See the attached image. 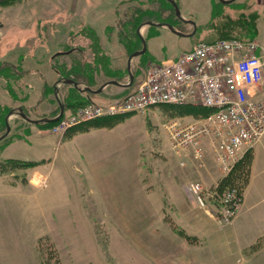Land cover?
<instances>
[{
	"label": "rangeland",
	"instance_id": "1",
	"mask_svg": "<svg viewBox=\"0 0 264 264\" xmlns=\"http://www.w3.org/2000/svg\"><path fill=\"white\" fill-rule=\"evenodd\" d=\"M129 1L0 2V57L4 59L6 55L7 60H14L20 54V59L25 58L23 63L28 64L26 56H32L31 53L49 56L72 46L86 50L83 57L86 61L90 59L88 42L78 34L83 25H88L100 35L101 38L97 37L101 50L116 63L112 66L124 68L120 83H128L126 54L118 46L114 28L116 14L123 16L138 7L137 1L147 2L151 10L158 9L157 0H133L134 3L127 4ZM211 1L214 3L212 23L220 24V29L201 31L199 25L210 17ZM176 4L181 17L197 26L195 44L207 41V36L224 37L222 31L227 20L244 19L252 14L249 19L254 24L255 40L264 48V0H235L230 4L218 0H176ZM179 28L184 33L192 30L186 23H181ZM158 30L156 36L145 39L146 51L156 60L140 55L131 61V87L109 86L98 95L104 96L102 102L89 104L109 105L134 92L149 66L177 57L190 48L194 38L178 37L167 29ZM147 31L148 26L142 27L141 35ZM228 32L230 36H241L247 30L236 27ZM69 34L74 42L69 41ZM61 40L64 45H58ZM100 40L108 52L103 50ZM257 54L262 51L258 50ZM73 56L78 58V52ZM10 75L13 76L8 86L16 97L10 109L14 110L29 94L30 89L25 87L27 80V84L34 82L32 77L19 78V72ZM106 80L109 78L100 74L93 89ZM38 81L35 79V83ZM4 82L0 77V104L4 102L8 106L12 102L1 91L5 89ZM260 88L264 89V68ZM59 89L63 98L64 87ZM41 97L38 102L29 98L25 102L28 108L21 107L23 112L35 120L58 115L59 105L52 93ZM258 97L259 91L255 98ZM75 109H65L61 117ZM199 118L171 107L156 106L146 114H131L117 121L55 132L56 123L34 125L13 113L8 119L9 133L0 140V264H174L177 257L185 264L186 246L193 244L187 228L191 231L200 227L203 216H207L204 210H208L217 226L226 229L237 214L246 187L242 189L234 217L226 224L220 221V196L229 187L237 189L239 184H235L237 187L227 184L214 198L203 195L198 200L189 194L187 174L184 177L182 169L188 164L196 166L192 157L194 147L186 153L178 151L172 146L169 131L172 126H183ZM4 131L5 128L0 135ZM208 138H203L198 147L204 153V162L210 159L214 176L218 178L209 187L212 188L227 176L217 169ZM205 139L212 152L204 145ZM10 161L36 164L26 166ZM105 170L110 173L105 174ZM181 175L182 188L178 181ZM182 190L186 197H180Z\"/></svg>",
	"mask_w": 264,
	"mask_h": 264
},
{
	"label": "built area",
	"instance_id": "2",
	"mask_svg": "<svg viewBox=\"0 0 264 264\" xmlns=\"http://www.w3.org/2000/svg\"><path fill=\"white\" fill-rule=\"evenodd\" d=\"M262 54H257V51ZM264 48L255 39H219L198 42L177 57L149 66L134 92L109 105L88 104L58 119L53 127L62 132L75 125L104 117L146 114L158 105H191L213 112L169 131L172 146L186 153L194 147L197 167L204 166V153L198 147L203 138L213 148L214 161L227 176L243 155L264 135V89H261ZM257 91L260 97H257ZM183 164V163H181ZM217 185L204 188L188 185V192L217 196ZM240 195L229 187L220 196L222 223L234 217Z\"/></svg>",
	"mask_w": 264,
	"mask_h": 264
},
{
	"label": "trees",
	"instance_id": "3",
	"mask_svg": "<svg viewBox=\"0 0 264 264\" xmlns=\"http://www.w3.org/2000/svg\"><path fill=\"white\" fill-rule=\"evenodd\" d=\"M3 1H7V0H0V2H3ZM136 1L137 0H135V2ZM174 1L176 2V0ZM157 2H158L157 10H151L149 6L147 5L148 4L147 2L137 1L136 3L140 4L138 5V7H133L132 9L128 10L126 13L123 14V16H118V14H116L117 20L115 21L114 28L117 30V42H118V46H120V48L125 52L126 59L129 54L141 48L140 39L136 34V29L141 23L145 21H151L153 23L164 22V23L171 25L175 30L184 33V31L179 28L181 23L184 24V22L179 20L177 17H175L171 4L166 0H157ZM132 3H134V1L130 0L127 4H132ZM213 4L214 3H212L211 1L210 3L211 11H210L209 20L206 21V24L204 26L199 25V30L201 31L202 30L209 31L211 29H214V30L220 29V24L214 25L212 23ZM161 12H166L167 15L165 16L161 14ZM251 16L253 15L250 14L248 17H245L244 19L238 18L237 20H233V19L227 20L224 25L225 28L222 31L224 32V34L222 35L224 37L214 38L212 36H207L206 37L208 39L207 41H199V42H212V41L219 40V39H231V38H238L241 40L255 39L256 32H255L254 24H253V21L249 19V18H252ZM240 20H243V21L240 22ZM210 23H212V25ZM236 27L244 28L247 30V32L242 33L241 36H232V35L230 36L228 30H233ZM82 28L83 29H81L78 36L82 37L88 42L87 50L88 49L90 50L89 52L90 59H87L86 61L83 60L84 54L86 53V50L83 47H72V46H68L63 50L55 51V52H52L49 56H45V58L47 57L49 60L51 71L55 75V81L62 80V79H70L76 82L81 88L88 87L90 89H93V86L96 85V78L100 74H102L103 76L109 78V80H106V81L112 80V81H116L120 83L119 77L122 76L121 71L124 68L121 69L120 67L118 68L111 67L110 58L108 57L106 53H103V51L101 50L97 34L93 30V28L89 27L88 25H83ZM157 32H158L157 27L148 26V31L142 37L144 39H146V37H154L157 35ZM196 34H197V27H196V32L193 36L196 37ZM71 36L73 35L69 34L68 39L69 41L74 42L73 41L74 37L72 38ZM75 51L78 52L80 58L79 57L75 58L73 56V53ZM19 56H18L17 63L8 64V63L0 62V77L3 79V81H5L4 82L6 85L5 90L10 95L11 99H13V101L16 100V97L14 96L10 87L8 86L13 76V75L11 76L10 74H12L13 72H16V73L19 72V78H22L23 75L25 74L23 71V68L26 67L27 65V63H23V61L20 59ZM142 56H145V57L147 56L148 59L151 58L150 54L147 51ZM124 67H125V72L127 73L126 65ZM143 77H144V74L142 78ZM104 82L95 86L96 87L95 89H97ZM131 85L128 88H130ZM61 86H63L65 90L64 97L60 98L59 96L60 89H58L57 95H58L60 104L63 105L64 107V111L65 109H68V108L75 109L76 107L77 109L78 107H82L90 103V100H88L87 97L89 98L91 94L87 92H80L71 85L61 84ZM50 93H52L53 95V84L52 83L45 84L43 88V96H45L46 94H50ZM53 97L56 100L54 95ZM158 107H171L181 113H185V114L192 113L198 117H205L213 112V110L209 108L197 107V109H194V107L191 108V106H188V105H182V106L158 105ZM10 108L11 107H7L5 105L0 104V131L4 130L5 128V118L8 112L11 110ZM128 115H131V113L95 119L93 121H88V122L75 125V127L80 126V128H82L83 126H86V125H96L101 122L104 123L107 121H117ZM55 123L56 122L45 123L44 125L53 126ZM250 151L251 150L247 151L243 155V157L235 164V166L233 167L231 172L227 175V177L220 182L219 186L217 187V194H219L218 192L222 188H224V186H226L227 184L232 185V186H235V184L236 185L239 184L240 186L238 187L235 186V187H237V189L239 190L238 191L240 192L239 195L242 194V191H243L242 189L246 185L247 178H248L249 164H250ZM10 162H12L13 164H19V165L22 164L26 166H31V165L36 164L35 162H24V163L20 161H10ZM239 165H242L240 169H239Z\"/></svg>",
	"mask_w": 264,
	"mask_h": 264
},
{
	"label": "crops",
	"instance_id": "4",
	"mask_svg": "<svg viewBox=\"0 0 264 264\" xmlns=\"http://www.w3.org/2000/svg\"><path fill=\"white\" fill-rule=\"evenodd\" d=\"M205 24L206 22L202 23L201 25L204 26ZM160 28L167 29L165 27ZM158 33L159 32H157V34ZM97 36L101 38L100 35L97 34ZM193 37L194 38L191 42L190 48L195 44L196 38L195 36ZM100 41L102 43L101 45L103 50L108 52V50L104 47L102 40ZM63 44L64 40H61L58 43V45ZM12 54L13 53H11V55ZM31 54L33 55L26 56V58L29 60V63L23 68L25 74L22 78L27 80L28 78L32 77L34 84L32 85V82L27 84L29 83L28 80L27 83H25V87L28 86L30 91L29 94L27 93L24 97L22 103L18 105L24 108L26 107L25 102L29 98H36L37 102L40 100V98H42L41 95L43 94V88L45 84H53L55 82V75L51 71L48 58H45L43 53H41V56L39 53ZM149 54L152 59H155L152 53ZM19 55L20 54H17V57L14 60H7L8 58L5 55L4 59L0 57V62L8 64L17 63ZM109 58L111 64L110 66L113 67L112 65L116 63L111 56ZM21 60H25L24 56ZM166 60H168V58L164 59L163 61ZM114 67L118 68V66ZM35 79L39 80V84L38 82L35 83ZM60 86L61 84L58 85V89ZM109 86H113L118 89L122 88L114 85ZM109 86L105 88H108ZM105 88L103 90H105ZM1 91H5L7 93V91L3 88ZM34 92H38V96L36 93L34 95ZM100 93L91 94V96L89 98L87 97V99L90 100V102H102L101 99L104 96L100 95L101 97H98ZM7 95L11 100L10 102L12 103L8 106L3 104L4 102L1 103L2 105L12 108L14 106V101L11 99L8 93ZM28 111L30 110L28 109ZM203 141L204 145H207L212 152L208 141L206 139ZM209 162H211L210 159H207V161L204 162L203 167H197L188 164L186 168L182 169L184 172V177L187 174V184L200 183L206 189L211 187V185L215 183L218 178L214 176L213 169ZM106 173H110V170H105V174ZM184 177L181 175L180 179L178 180L181 188L183 186L182 183L184 181ZM181 192L182 193H180V197H186L184 191L182 190ZM157 196L160 197V193ZM206 207L207 205H205L204 208L209 209ZM204 213L209 216H203V223L199 225L200 227H197V229L194 227L191 229V231L188 228L186 230L188 232L187 234H191L193 236V244H191L192 247H190L188 244L186 246L185 264H264V136L262 137L261 141L250 151L248 181L243 191L239 209L235 218L233 219L232 224L226 229L222 230L217 226V222L214 221L212 214L208 210H204ZM176 260L177 261L174 262V264H181V257H177Z\"/></svg>",
	"mask_w": 264,
	"mask_h": 264
},
{
	"label": "water",
	"instance_id": "5",
	"mask_svg": "<svg viewBox=\"0 0 264 264\" xmlns=\"http://www.w3.org/2000/svg\"><path fill=\"white\" fill-rule=\"evenodd\" d=\"M166 1H168L171 4V6L173 8V11H174L175 17H177L179 20L183 21L186 24H190L191 27H192V30L189 33H183V32L175 30L171 25H169L167 23H164V22L153 23L151 21H145V22L141 23L136 29V34H137V36L140 39L141 48L139 50H136V51L132 52L131 54H129L127 59H126V71L128 73V76H129V82L128 83L122 84V83H118L116 81L110 80V81L104 82L102 85H100L97 89L94 90V89H90L88 87L81 88V87H79V85L76 82H74L73 80H70V79L57 80V81H55L53 83V95L55 96L56 101H57V103L59 105V113H58V115H56L53 118H42V119H38V120H32V119L27 118L25 116V114L22 112L21 108H19V109H17L18 116H20L22 119H24L27 123L34 124V125H38L40 123L56 122L59 119V117L64 113V107H63V105L60 104L59 99H58V95H57V93H58V85L59 84L71 85L74 88H76L78 91L87 92L89 94H98L105 87H107L109 85H114V86H118V87H122V88H128L131 85L132 81H133V76H132L131 71H130L131 61L135 57L143 55L146 52V42H145V39L142 37L141 32H140L142 27H144V26H155L157 28L165 27L170 32L175 34L176 36H178V37H186V38H189V37L193 36L195 34V32H196V24H195V22H193L191 20H185L183 17H181L180 11H179V8H178L176 2L174 0H166ZM218 1L220 3H222V4H230V3L234 2L235 0H218ZM1 26H2V24L0 23V28H1ZM10 114H12V111H9L7 116H6V118H5V132L0 136V140H2L9 133L8 119H9Z\"/></svg>",
	"mask_w": 264,
	"mask_h": 264
},
{
	"label": "flooded vegetation",
	"instance_id": "6",
	"mask_svg": "<svg viewBox=\"0 0 264 264\" xmlns=\"http://www.w3.org/2000/svg\"><path fill=\"white\" fill-rule=\"evenodd\" d=\"M19 108H20V107H17V108H15L14 110L11 109L10 111H12V114L15 113V114L18 116V114H17V109H19ZM21 110H22V112H23V109H22V108H21ZM12 114H10V116H11ZM24 114H25V116H26L27 118L32 119V118L29 117L28 114H26V113H24ZM10 116H9V117H10ZM18 117H19L20 119H22L20 116H18ZM22 120L25 121L24 119H22ZM32 120H35V119H32ZM25 122H26V121H25ZM42 124H45V123H42ZM4 132H5V131H4Z\"/></svg>",
	"mask_w": 264,
	"mask_h": 264
}]
</instances>
